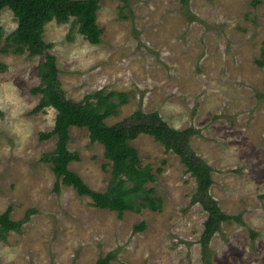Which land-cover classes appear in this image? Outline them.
<instances>
[{
	"label": "rangeland",
	"instance_id": "1",
	"mask_svg": "<svg viewBox=\"0 0 264 264\" xmlns=\"http://www.w3.org/2000/svg\"><path fill=\"white\" fill-rule=\"evenodd\" d=\"M101 41L91 43L68 22H48L44 39L56 56L68 98L105 89L129 94L107 119L114 124L137 109L158 111L172 126H194V150L213 167L211 196L238 216L222 225L205 250L200 241L207 212L192 204L196 181L180 158L152 136L131 143L151 164L163 209L117 211L94 206L87 195L60 182L42 160L56 137L53 107L33 112L42 94L39 65L45 54H17L5 46L18 22L0 10V212L13 207L20 231L0 240V264H264V0H99ZM69 163L93 189L111 178L104 147L87 128L72 127ZM161 169V171H158ZM145 223L143 230L135 226Z\"/></svg>",
	"mask_w": 264,
	"mask_h": 264
},
{
	"label": "trees",
	"instance_id": "2",
	"mask_svg": "<svg viewBox=\"0 0 264 264\" xmlns=\"http://www.w3.org/2000/svg\"><path fill=\"white\" fill-rule=\"evenodd\" d=\"M182 1L188 5L190 0ZM259 1L254 0L253 3ZM99 6V0H0V10L9 7L18 22L16 29L5 38L6 48L17 54H45V60L38 68L40 84L33 88L35 93L42 96L32 111L39 112L47 107L57 110L52 130L40 133L43 140L56 137L57 142L54 150L46 152L42 160L52 164L57 177V190L60 182L72 185L80 195L91 197L94 206L117 211L120 216L126 211H161L163 199L156 196L154 187H148L156 179L154 168L151 164L142 163L139 150L131 143L141 134L152 136L163 144L165 151H171L180 158L185 171L196 181L191 203L201 205L207 212L200 241L203 248L208 250L212 238L221 230L222 225L239 218L225 213L210 194L214 184L213 167L192 146V139L198 130L194 126L184 129L172 127L160 112L143 109H137L117 123L108 124L107 119L118 113L121 104L129 101V94L99 89L81 100L70 99L58 78L56 56L45 53V49L52 47V44L46 43L44 29L52 20L65 23L74 17L79 24V32L91 43H99L103 34L97 20ZM3 35V27L0 25V50L3 48ZM257 63L264 66V41L262 56L257 59ZM3 66L0 63V69ZM72 127L87 128L91 141L103 145L104 155L111 165V178L105 190L93 189L77 172L69 169L70 162L80 159V153L69 148ZM12 211L13 207L9 206L0 212V240L12 230H21L24 219H14ZM144 228L145 223L135 226L136 230ZM112 258L113 255L109 253L100 257L96 264H109ZM209 264L213 263L209 261Z\"/></svg>",
	"mask_w": 264,
	"mask_h": 264
}]
</instances>
